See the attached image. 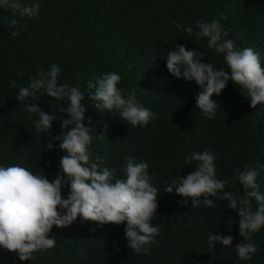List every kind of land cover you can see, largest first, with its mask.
I'll return each instance as SVG.
<instances>
[{"label": "trees", "instance_id": "16d2710c", "mask_svg": "<svg viewBox=\"0 0 264 264\" xmlns=\"http://www.w3.org/2000/svg\"><path fill=\"white\" fill-rule=\"evenodd\" d=\"M11 18L10 11L0 9V164H18L49 180L55 177L63 152L53 137L67 130L60 125L67 114L55 107L67 102L43 89L33 101L28 98L26 102L59 117L49 133H35L36 114L24 111L25 101L15 97L20 86L56 63L61 68L58 83L74 85L78 75L85 91L82 123L90 127V162L112 168L117 178L124 175L125 157L148 162L151 183L158 189L151 223L159 232L148 254H136L127 246L123 222L98 226L78 216L69 226L53 225L54 247L30 259L21 261L15 251L0 247V264H264V226L251 237L257 251L241 260L231 248L243 239L237 232L238 214L226 208L227 201L192 208L190 201L188 206L177 202L181 197L174 189L164 191L176 175L193 170L195 164H185V156L208 149L216 154L218 178L231 180L245 165L254 167L259 191L264 192V168L259 167L264 164V103L250 107L243 90L229 80L219 96H212L218 102L216 115L206 118L195 108L197 86L173 78L164 60L176 43L202 51L204 62L226 68L223 54L209 49L206 38L196 40L183 30L191 25L195 32L194 20L215 18L227 32L225 38L238 48L259 52L264 66V0H40L35 18L16 17V36L11 26H4ZM174 22L182 27L177 29ZM109 71L120 74L118 87L124 94L134 92L156 114L155 120L133 127L118 113L93 107L96 101L89 99L86 83ZM13 79L15 86L9 83ZM225 191L244 194L238 181ZM251 203L255 208V201ZM217 232L233 236L229 248L222 250L218 243L208 247L207 236Z\"/></svg>", "mask_w": 264, "mask_h": 264}, {"label": "clouds", "instance_id": "9594fccd", "mask_svg": "<svg viewBox=\"0 0 264 264\" xmlns=\"http://www.w3.org/2000/svg\"><path fill=\"white\" fill-rule=\"evenodd\" d=\"M39 7L40 0H31L30 3L27 0H0V9L12 13V18L4 26H11V35H18L16 17L35 18ZM192 24L195 32L191 25H184L183 30L194 34L196 40L206 38L207 47L223 54L226 65V68H218L210 61L204 62L202 51L186 49L183 44L175 43L167 52L164 59L167 72L173 78H182L197 86L193 96L195 108L206 118L214 117L218 102L212 96H219L229 80L238 86L239 91L243 90L250 107L264 103V66L259 52L251 47L241 49L234 46L233 40L225 38L227 32L222 31L220 21L215 18L197 19ZM175 27L180 29L182 25L175 23ZM60 72V66L52 63L47 71L38 74V78H30L26 86L18 88L15 99L25 101L24 111L36 114L32 121L35 133H49L52 122L59 118L34 102H26L28 98L33 101L41 89L49 97L66 100V106L55 108L67 114L60 120L61 128L67 130L53 137L56 147L63 152L53 179L18 164H0V247L15 251L21 261L30 259L37 251L54 247L53 225L69 226L79 216L81 222L95 221L98 226L109 222L108 225L113 227L112 223L120 225L123 222L128 248L136 254H148L149 246L159 232V226L151 223L158 207V189L151 183L148 162L134 156L125 157L124 175L120 178L115 177L112 168L90 162V127L82 123L86 108L81 101L85 91L79 87L78 75L74 76L77 80L74 85L58 83ZM120 80L118 72L109 71L87 81L86 88L91 90L87 91L89 99L96 101L93 107L111 114L118 113L121 120L133 127L137 124L143 127L155 120L156 114L142 106L134 92H122L118 87ZM9 83L15 86L16 81L13 79ZM215 159L214 151H192L184 160L185 164H195L193 170L176 175L164 191L172 193L174 189L181 197L177 202L188 206L190 201L192 208L201 205L212 208L214 200L227 201L226 208L238 214L237 232L243 238L231 248L239 259L247 260L257 251L251 240L252 234L264 226V192L259 191L258 171L245 165L243 170L233 174L231 180L221 179L216 175ZM97 160H103V157H97ZM259 167L264 168V164ZM237 181L242 186L243 195L225 191L226 185ZM251 201H255V208ZM232 241V235L218 232L207 236L208 247L212 249L216 243L222 250L229 248Z\"/></svg>", "mask_w": 264, "mask_h": 264}]
</instances>
